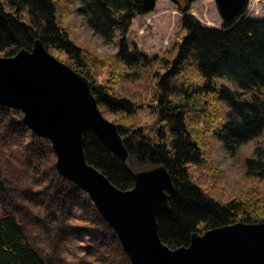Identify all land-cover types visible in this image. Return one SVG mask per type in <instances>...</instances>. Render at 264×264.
<instances>
[{
  "label": "trees",
  "instance_id": "16d2710c",
  "mask_svg": "<svg viewBox=\"0 0 264 264\" xmlns=\"http://www.w3.org/2000/svg\"><path fill=\"white\" fill-rule=\"evenodd\" d=\"M74 1L0 0V55L30 50L39 38L51 54L58 59L63 55L66 64L87 78L102 113L117 121L128 157L122 161L95 134L84 131L86 161L121 190L133 187V172L166 166L175 194L169 199L170 212L160 214L157 224L161 241L170 248L188 245L194 232L237 221H264V194L233 190L215 195L200 186L193 173L195 167L205 168L210 162L194 129L198 131L197 125L200 128L208 117L203 104L212 95L227 106L226 121L213 131L224 148L234 151L264 132V20L242 17L245 6L237 17L222 20L220 27L203 25L187 13L188 5L173 0L184 14L172 52L151 57L126 43L133 18L147 12L142 0H77L76 11L92 32L117 47L114 55L99 58L70 40L63 21ZM118 61L152 75L149 103L122 91L127 73ZM222 75L236 88L220 85L217 78ZM143 110L151 118L148 126L133 122ZM20 137L26 139L23 149L28 164L50 184L43 201L41 193L31 190L26 200L34 197L37 208L50 211L44 212L47 218L83 235L88 241L85 249L94 258L92 264H129L86 194L54 170L50 142L34 135ZM40 142L50 145L52 160L42 158ZM245 166L250 175L264 178V144L253 149ZM0 264H49L31 244L21 221L10 213L0 214Z\"/></svg>",
  "mask_w": 264,
  "mask_h": 264
},
{
  "label": "water",
  "instance_id": "95a60500",
  "mask_svg": "<svg viewBox=\"0 0 264 264\" xmlns=\"http://www.w3.org/2000/svg\"><path fill=\"white\" fill-rule=\"evenodd\" d=\"M156 1L142 0L144 9L152 10ZM215 3L224 20L237 17L247 0ZM0 105L21 111L27 128L50 142L57 173L87 195L129 264H264V221L194 232L188 245L176 248L161 241L157 217L170 212L175 194L166 166L133 172V187L121 190L86 161L84 131L95 134L122 161L128 151L87 78L52 55L39 38L30 50L0 55Z\"/></svg>",
  "mask_w": 264,
  "mask_h": 264
},
{
  "label": "rangeland",
  "instance_id": "374dc122",
  "mask_svg": "<svg viewBox=\"0 0 264 264\" xmlns=\"http://www.w3.org/2000/svg\"><path fill=\"white\" fill-rule=\"evenodd\" d=\"M178 1L188 5L187 13L192 14L203 25L221 26L222 18L218 13L215 0ZM79 5L80 2L77 0L71 2L69 13L63 21L72 43L99 58L114 55L117 51L115 43H106L92 32L85 18L76 11ZM183 14L173 0H157L152 10L133 18L126 36L128 47L135 45L141 52L151 57H159L166 51L172 52ZM241 16L264 20V0H247L245 11ZM59 60L64 62V56H60ZM116 63L127 73L122 91L135 98L141 97L149 103L153 88L152 75L137 66L128 68L120 61ZM217 80L220 85L236 88L235 83L225 75L219 76ZM203 107V112L209 115L203 118L200 128L197 125L198 131L194 129V132L202 140L210 162L204 166L205 168L195 167L193 170L199 185L211 190L215 195H218L220 191L232 192L233 190H238L245 195L264 194V178L250 175L245 166V160L252 156L253 149L264 144V132L240 144L234 151H229L213 133L217 125L226 121V104L214 94L207 98ZM103 115L116 124L117 121L113 115L107 112H103ZM133 122L136 125L148 126L151 118L143 110L133 117ZM20 134L36 136L24 124L21 111L0 105V185L2 187L0 188V214L10 213L21 221L31 244L49 264H92L94 258L91 252L85 249L88 241L84 240L83 235L72 232L70 228H66L65 224L60 225L56 220L47 218L48 216L44 213L47 210L37 208L38 202H33L37 201L34 197L33 201L26 200L28 199L26 196L31 193L30 190L41 193V200L49 191L47 187L50 184L48 185V181L44 180L43 173L41 175V172L34 171L28 164L23 149L26 139L21 138ZM39 147L43 159L52 158L48 152L50 145L48 146L47 142H40ZM55 159L53 153V160L51 159L53 166ZM54 170L56 171L55 168ZM86 198L90 201L88 197ZM73 213L75 215V212Z\"/></svg>",
  "mask_w": 264,
  "mask_h": 264
}]
</instances>
